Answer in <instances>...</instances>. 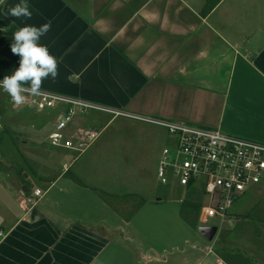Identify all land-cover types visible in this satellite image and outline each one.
<instances>
[{
    "label": "crops",
    "instance_id": "0c3cea01",
    "mask_svg": "<svg viewBox=\"0 0 264 264\" xmlns=\"http://www.w3.org/2000/svg\"><path fill=\"white\" fill-rule=\"evenodd\" d=\"M16 3L0 0V80L19 67L10 48L13 33L51 22L40 43L59 61V75L45 79L41 90L106 110L77 115L68 126L70 138L79 130L99 132L83 151L54 148L48 137L67 108L49 110L53 128L40 140L34 121L20 127L31 121L26 109L6 108L11 101L0 89V138L13 161L0 157V264H120L116 247L125 236L119 224L130 221L106 198L143 195L108 181L120 177V164L113 162L135 166L145 156L158 180L161 152L173 140L163 128L110 110L264 144V0H28L31 19L6 15ZM45 143L48 160L63 167L36 174L45 187L32 188L22 164L36 161V154L25 151ZM71 173L83 185L66 177ZM36 190L42 192L38 199ZM25 197L35 202L27 209L19 202ZM239 202L245 204L240 210ZM235 206L236 223L254 218L264 225V179ZM262 227L259 233L216 236V256L225 264H264Z\"/></svg>",
    "mask_w": 264,
    "mask_h": 264
},
{
    "label": "built area",
    "instance_id": "2783aa9c",
    "mask_svg": "<svg viewBox=\"0 0 264 264\" xmlns=\"http://www.w3.org/2000/svg\"><path fill=\"white\" fill-rule=\"evenodd\" d=\"M40 91L41 94L38 96L25 94L26 102L22 106L34 108L37 112L67 108L58 117L49 134L48 141L51 147L81 152L86 144L98 138L99 132L96 130H79L78 136L72 138L67 137L65 133L77 115L85 114L90 110L105 111L106 109L81 100ZM9 98L14 108L21 106L14 105L10 96ZM108 112L116 117H130L156 125L168 133L173 141L161 152L157 179L165 185L170 178H173L186 193L193 191L202 195V207L198 218L200 226H213L209 224L210 219H216L221 225L233 224L231 213L236 202L260 185L264 179L263 143L231 136L220 129L178 120L141 117L120 111ZM76 139L78 143L75 142ZM41 196L40 190L34 192L35 198ZM19 202L25 209L35 203L33 199L26 197L21 198ZM215 241V239L212 241L213 244ZM214 249V246H211L206 250V258L214 256L213 264H225L216 256Z\"/></svg>",
    "mask_w": 264,
    "mask_h": 264
},
{
    "label": "rangeland",
    "instance_id": "374dc122",
    "mask_svg": "<svg viewBox=\"0 0 264 264\" xmlns=\"http://www.w3.org/2000/svg\"><path fill=\"white\" fill-rule=\"evenodd\" d=\"M5 95L8 96L7 94ZM9 103L8 101L6 108H14ZM18 108L26 109L31 119V121L28 120V124H23L20 127H29L31 123L35 122L38 138L40 140H46L54 124L53 118L48 115L49 110L42 113L37 112L34 108L22 105ZM48 144L31 145L26 149L25 154L27 153L29 155V152H34L36 154V161H27L30 164L23 165L19 156L20 163L25 169L24 175L26 174L29 176V182L32 184V188L38 186L44 189L45 187V185L39 182L36 174H46L48 168L60 170L63 167V162L60 163V160L58 163H53L48 160V153L45 151L46 149L51 150ZM168 144L169 143H166L165 146H169ZM7 147L3 139L0 138V157L5 158V164L7 163L6 161L13 163V161L9 160L6 156ZM43 148L45 150H43ZM20 152H22V150H20ZM17 153H19V151ZM17 153H15V155L18 157ZM89 153H87L83 159H85ZM73 155L75 157L78 156L77 154ZM144 157L145 156H143L141 160H135L134 164L136 167L133 166L131 160L114 161V164H120V177L117 178L113 176L112 178L110 177L109 180L106 178L109 182L118 181L121 188L127 185L129 191H141V195H143H129L130 197L120 196L116 201L113 198H106L113 209L120 212L122 219L132 216L129 219L130 222L128 225L124 223L119 224L120 227H122L121 232L124 233L123 235L125 236L120 239L119 245L116 247L120 254V264H197L202 260L204 264H208L207 261L211 259L212 256L205 260L206 250L211 246L215 248L216 243L213 244V242L206 241L201 234H199L197 230L200 226L199 221H197V227L194 228L182 218L181 204L187 194L185 189L179 186L173 178H170L167 184H161L156 180L155 176L152 175L154 171L153 163L145 160ZM83 159L81 160L83 161ZM70 160H68L65 167L70 165ZM82 161H79L77 166ZM1 166L0 164V167ZM125 168H129L130 170L127 171ZM124 173H128L130 176H125L123 175ZM70 175L72 176V173ZM146 200L148 202L140 206L141 203ZM238 204L237 208L239 210V206H245V204H241L240 202ZM138 206H140V208L135 212ZM239 210H237L238 213ZM231 219L233 222L231 225L227 223L221 225L216 219H210L209 224L218 226L219 232L217 236L248 232L259 233L263 229L262 226H264L263 224H258L254 218H244V223H236L235 217H231ZM119 221L121 223V219ZM218 240H220V237ZM129 251H134L135 256L133 257L130 255L128 253Z\"/></svg>",
    "mask_w": 264,
    "mask_h": 264
},
{
    "label": "clouds",
    "instance_id": "9594fccd",
    "mask_svg": "<svg viewBox=\"0 0 264 264\" xmlns=\"http://www.w3.org/2000/svg\"><path fill=\"white\" fill-rule=\"evenodd\" d=\"M6 15L16 19H31L32 12L28 0H19V3L10 6ZM50 29L51 22H47L39 27L24 25L13 33L10 48L13 54L20 57L19 67L11 75H5L0 80V89L11 97L16 106L26 102L25 94L40 95L43 81L49 77L55 80L59 75V61L46 45L40 43L41 37Z\"/></svg>",
    "mask_w": 264,
    "mask_h": 264
},
{
    "label": "trees",
    "instance_id": "16d2710c",
    "mask_svg": "<svg viewBox=\"0 0 264 264\" xmlns=\"http://www.w3.org/2000/svg\"><path fill=\"white\" fill-rule=\"evenodd\" d=\"M210 9H211V7H209V8L207 7V11H209ZM66 177L71 179L73 182H75L78 185H83L75 176H71L68 174V175H66ZM144 203L145 202L141 203L140 206H142V204H144ZM140 206H138L136 208L135 212L138 211ZM201 207H202V195L195 193L193 191H189L186 194V198L184 199V201L181 204V216L186 222H188L194 228L197 227L196 225H197V221L199 218ZM130 217H132V216H129V217L125 218L124 220L128 222Z\"/></svg>",
    "mask_w": 264,
    "mask_h": 264
},
{
    "label": "water",
    "instance_id": "95a60500",
    "mask_svg": "<svg viewBox=\"0 0 264 264\" xmlns=\"http://www.w3.org/2000/svg\"><path fill=\"white\" fill-rule=\"evenodd\" d=\"M197 230L199 234H201V236L208 242H212L219 232L216 226H199Z\"/></svg>",
    "mask_w": 264,
    "mask_h": 264
}]
</instances>
